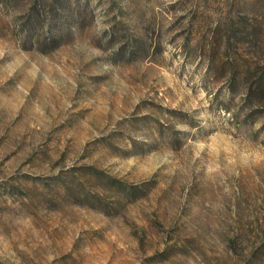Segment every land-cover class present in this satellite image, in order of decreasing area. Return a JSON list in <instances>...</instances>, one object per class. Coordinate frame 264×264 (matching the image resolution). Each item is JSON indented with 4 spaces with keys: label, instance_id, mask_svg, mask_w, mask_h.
Instances as JSON below:
<instances>
[{
    "label": "rangeland",
    "instance_id": "1",
    "mask_svg": "<svg viewBox=\"0 0 264 264\" xmlns=\"http://www.w3.org/2000/svg\"><path fill=\"white\" fill-rule=\"evenodd\" d=\"M263 63L264 0H0V264H264Z\"/></svg>",
    "mask_w": 264,
    "mask_h": 264
},
{
    "label": "trees",
    "instance_id": "2",
    "mask_svg": "<svg viewBox=\"0 0 264 264\" xmlns=\"http://www.w3.org/2000/svg\"><path fill=\"white\" fill-rule=\"evenodd\" d=\"M231 67L234 69L225 81L227 89L234 94L240 88L243 98L239 108L248 114L250 110L259 106L260 102H264V63L245 64L240 68L233 64Z\"/></svg>",
    "mask_w": 264,
    "mask_h": 264
}]
</instances>
